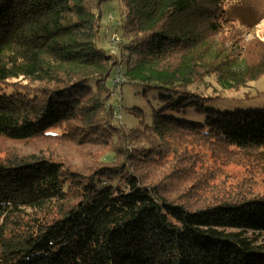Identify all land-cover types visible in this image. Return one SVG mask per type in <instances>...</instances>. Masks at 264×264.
I'll return each instance as SVG.
<instances>
[{"label":"trees","instance_id":"16d2710c","mask_svg":"<svg viewBox=\"0 0 264 264\" xmlns=\"http://www.w3.org/2000/svg\"><path fill=\"white\" fill-rule=\"evenodd\" d=\"M110 1L0 0V138L66 143L77 127L79 142L114 144L103 166L120 168L87 175L0 157V264H264V196L220 184L209 198L204 186L196 205L165 190L209 173L198 148L264 149V108L218 106L264 65L230 67L213 50L225 0H118L119 41L102 33ZM119 74L160 92L150 122L139 109L137 128L119 122ZM190 112L198 119L182 117ZM210 153L211 167L225 165ZM144 169L155 172L149 183Z\"/></svg>","mask_w":264,"mask_h":264},{"label":"rangeland","instance_id":"374dc122","mask_svg":"<svg viewBox=\"0 0 264 264\" xmlns=\"http://www.w3.org/2000/svg\"><path fill=\"white\" fill-rule=\"evenodd\" d=\"M118 7V0H111L104 5L102 29V33L108 34L110 40L115 38L117 41H119L120 37L116 33L119 28ZM224 8L227 22L211 38L215 53L222 52L221 55L223 57L221 59L227 60L226 62L230 67L243 65L244 61L251 68H256L259 64L263 66L264 0H225ZM107 47L119 55L116 43H109ZM213 67L215 68V66ZM116 70L114 69L113 75L108 82L112 88H114ZM210 81L215 82L214 79ZM125 83L115 87V93L112 95L110 103L118 112V120L122 125L128 128H137L139 126V117L135 116L132 110L139 109L143 111L150 122L153 113L164 108V104L159 101L160 92L149 90L147 95H145V86ZM210 92L212 91L209 90L206 93ZM222 95L229 98L222 100L218 104L219 108L224 111L262 109L264 108V75L248 82L245 86L242 85L237 89L225 91ZM182 117L192 120L198 119L191 112ZM79 134L80 130L75 127L68 137L71 140L66 143L63 140L44 136L21 142L0 138V157L1 159L9 160L33 161L32 157L35 156L40 159L62 162L69 169L80 171L87 175L93 173V169L96 167H103V169L113 168L120 171L117 165L103 166V164L109 162L106 157L110 154V151L114 150V144L107 142V145L102 146L97 140L89 141L86 136L81 137L83 140L81 139V142H79ZM211 149L217 152L215 156L219 157L222 164L225 163L224 166L211 167L212 163L214 164L210 153ZM211 149L207 147L197 149L207 154L205 163L209 166L207 168L210 169L207 172L211 174H203V178L195 184L186 181L179 184L174 183L173 180L168 181L165 190L172 191L173 195L178 196L181 200L190 201L196 205L204 199V193L201 189L204 186L213 188V191L208 194L209 198L214 197L213 194L216 193V187L220 186V184L231 187V191L235 190L238 185L244 184V194L264 196V149L254 148L247 151H231V153L224 151L220 146H215ZM119 154L123 153L120 152ZM226 157H228L227 161L223 162ZM219 163L215 165L218 166L220 165ZM197 172L200 171L197 170ZM154 176L155 172L153 170L144 169L141 179L149 183V179ZM223 196L225 195H219L217 199ZM32 213L30 210L25 212L26 215Z\"/></svg>","mask_w":264,"mask_h":264},{"label":"built area","instance_id":"2783aa9c","mask_svg":"<svg viewBox=\"0 0 264 264\" xmlns=\"http://www.w3.org/2000/svg\"><path fill=\"white\" fill-rule=\"evenodd\" d=\"M122 81L124 82V79H122V77H120V74L116 76V83H122Z\"/></svg>","mask_w":264,"mask_h":264}]
</instances>
